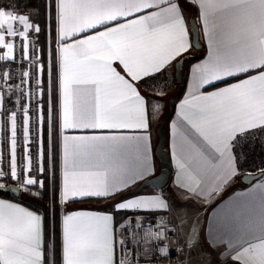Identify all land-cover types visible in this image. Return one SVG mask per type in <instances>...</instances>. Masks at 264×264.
Returning a JSON list of instances; mask_svg holds the SVG:
<instances>
[{"label": "snow or ice", "instance_id": "obj_1", "mask_svg": "<svg viewBox=\"0 0 264 264\" xmlns=\"http://www.w3.org/2000/svg\"><path fill=\"white\" fill-rule=\"evenodd\" d=\"M193 9L207 54L171 123V155L183 198L207 202L244 175L257 144L264 149V0H0V115L10 132L0 178L22 195L50 189L64 208L57 244L44 215L0 199V264H140L133 243L167 256L173 236L184 241V264H264V183L228 206L224 237L203 241L169 197L129 191L153 175L152 122L168 70L195 48ZM42 31L52 37L47 63ZM12 96L15 110L5 106ZM90 200L112 203L73 207Z\"/></svg>", "mask_w": 264, "mask_h": 264}, {"label": "crops", "instance_id": "obj_2", "mask_svg": "<svg viewBox=\"0 0 264 264\" xmlns=\"http://www.w3.org/2000/svg\"><path fill=\"white\" fill-rule=\"evenodd\" d=\"M20 10L23 11V9H20ZM192 14H193L192 10H190L187 13L189 20H190V23H189L190 37H193V28H192V21H191ZM195 23L198 26L199 40L202 45V48L200 50L193 48L187 54L190 57L185 60L184 65H183L182 84H177V82H175L176 81V78H175L176 68L173 67L168 70L167 80H166L167 94L162 97L161 111L153 119L152 128H151V140H152L151 155H152V162L154 165V172L151 177H153L156 174H158V172L160 171V165L155 156V149L158 144L157 128L162 119L166 120L167 135H168L166 152L168 151L167 154L169 156L170 163L173 169L170 182L165 188L158 189L154 187H148V188L143 189L139 193H135V194L138 196H149V195L162 193L164 196L169 197L170 200L173 202L174 208H179L187 212L188 215L192 218L193 222L198 221V227L200 229V238H201V241H203L205 235H208L209 237H211L212 234H216L218 237H221V238L224 237V233L226 231V222L224 220V214L228 211V206L231 204V202L236 198L238 194L249 191L250 189L254 188L255 185L257 184L264 183V177H261L258 180H255L251 184H243L241 182V178H239L238 180L234 181L232 184L224 188V190L221 191L218 195L213 196L207 202H205L203 198L184 199L182 196V193L177 190L176 181L178 179H183V177L179 175V169L176 167V164L173 161L172 155H171L172 143H173L172 133H171V123L173 120L177 119L176 112L180 104V101L187 95L189 91V85L191 82V67L194 64L201 62L202 59L207 54V48H206V44L203 38V33H202L200 23L198 20L195 21ZM4 51L6 52L7 50L5 49ZM193 58L194 60H192ZM172 81L174 82L173 84H172ZM233 82L234 81L232 80L228 81V83H233ZM223 86H224L223 84L218 85V87H223ZM174 90L176 92L175 94H174ZM207 90L212 91L213 89L209 88ZM143 91L148 92L151 95H157V96L159 95L158 90L156 92H152L150 89H143ZM248 173H251V172H248ZM139 184H137L133 188L137 187ZM20 197H22L23 199H26V197H24L22 193ZM0 199H5L10 202L17 203L21 207H24L28 209L29 211L36 212L37 214L44 215L46 217V214L42 210L36 209L30 206L29 204L19 199H16L14 196L8 197V196L0 195ZM117 199H120V197H117ZM111 203H112L111 201L90 200V201L85 202L82 205H73V207L105 209V208H108ZM63 215H64V208L61 207V211L59 214L60 221L62 220ZM47 222H49L50 224V219L47 218ZM178 239H179V247H182L184 241L182 238L177 236V240ZM222 247H226V245ZM182 256H183V261H185L187 257V252L185 251L184 253H182ZM192 256L193 258H196L195 251L192 253ZM214 259H217L215 255H214Z\"/></svg>", "mask_w": 264, "mask_h": 264}, {"label": "water", "instance_id": "obj_3", "mask_svg": "<svg viewBox=\"0 0 264 264\" xmlns=\"http://www.w3.org/2000/svg\"><path fill=\"white\" fill-rule=\"evenodd\" d=\"M192 28H193V37H195L193 43H195V48L197 50H200L202 48V45L199 40L198 26L195 22H192ZM189 57L190 56L187 55L186 58L183 59L180 62V64L175 67L176 68L175 78L177 84H182L183 82V65L185 60ZM165 125H166V120L162 119L157 128L158 144L155 149V156L159 162L160 171L155 176L150 177L146 183L141 182L137 187L131 189L130 192L139 193L140 191L148 187L162 189L169 184L173 169L170 163L169 156L166 152L168 138L166 134ZM259 173L260 171L255 173H245L241 177V182L243 184H251L255 180H258L259 178L262 177ZM4 184H5V188L0 191L5 193H10L15 198H19L21 196V191L17 189L16 183H4Z\"/></svg>", "mask_w": 264, "mask_h": 264}, {"label": "built area", "instance_id": "obj_4", "mask_svg": "<svg viewBox=\"0 0 264 264\" xmlns=\"http://www.w3.org/2000/svg\"><path fill=\"white\" fill-rule=\"evenodd\" d=\"M17 44V53L19 48V41H16ZM38 48H40V45L38 43ZM41 49V48H40ZM27 69V62H25V70ZM16 81L19 82V76L17 75L15 77ZM8 98L6 97V101ZM16 100V96L11 97V102H6V107L10 110H15L13 107ZM0 157H3V159H0V165H2L5 170L8 168V160L7 157L9 155L8 152V144L9 141L7 137L10 135V132L8 131V128L5 126V117L1 115L0 117ZM18 144L20 142V135H19V122H18ZM23 154V149L18 146L17 148V160L18 164L20 162V158ZM5 183H16L15 181L10 180L8 177H5ZM35 191V189H34ZM151 215V214H148ZM158 217L153 216L151 223L154 224L155 220ZM144 223L148 225L150 222L148 220H145ZM153 230H155L153 228ZM133 233H128L129 240L132 239ZM133 248L139 247V253L138 260L140 261V264H182V258H181V252L179 250V246L177 245V236L172 237L171 244L169 246V254L167 256H162L158 249L153 248V245L151 243L144 244L140 243L139 246L136 243L132 244Z\"/></svg>", "mask_w": 264, "mask_h": 264}, {"label": "trees", "instance_id": "obj_5", "mask_svg": "<svg viewBox=\"0 0 264 264\" xmlns=\"http://www.w3.org/2000/svg\"><path fill=\"white\" fill-rule=\"evenodd\" d=\"M20 4L23 5L25 3H27L30 7H35V6H39L42 4V0H19ZM23 9V7L21 8ZM42 9H41V13H42ZM194 15V13L192 14V16ZM40 19V25L43 29L44 27V17L43 14H41V16L39 17ZM40 48L44 49V56H43V60L45 63H47V52L50 49V47H52V37H46L45 33L42 31L39 35V41H38ZM200 57V56H199ZM197 59V58H195ZM194 60V58L192 59ZM176 82V81H175ZM47 100V97H45V101ZM167 125H165L166 128V134H167ZM168 137V135H167ZM166 150H167V146H166ZM168 152V151H167ZM252 158H256L260 161H255V160H251ZM264 166V149H262L259 144L256 145L255 150L249 155L248 161L247 163L244 165L243 168V172L248 173H255V172H259L260 168ZM241 178V177H240ZM51 182L49 181V184ZM57 183H59V177L57 179ZM49 190H46L45 192H43V196L41 197V201L42 203H40L39 201H33L30 202L29 200L23 199L22 197L16 198L19 199L27 204H29L30 206L36 208V209H40L42 207L46 206L47 200L49 198ZM0 195H4V196H8V197H12L13 195L10 193H5L0 191ZM47 214H46V229L51 228V227H55V231H56V239H57V244H59V236H60V218H59V213L57 212L56 215H54L53 217V225L51 226L49 224V222H47Z\"/></svg>", "mask_w": 264, "mask_h": 264}, {"label": "rangeland", "instance_id": "obj_6", "mask_svg": "<svg viewBox=\"0 0 264 264\" xmlns=\"http://www.w3.org/2000/svg\"><path fill=\"white\" fill-rule=\"evenodd\" d=\"M29 9H25L23 8V11H28ZM195 11L192 10V13H194ZM34 19H38V21H40L39 17L36 18L34 17ZM40 23V22H39ZM50 39V37H49ZM43 59V57H42ZM174 82L172 81V84ZM173 92V91H172ZM175 90H174V94H175ZM1 117V115H0ZM1 120V119H0ZM251 160H255V161H260L256 158H252ZM5 178H0V183H5ZM24 197H26V200H29L30 202H33V201H39L40 203H42L41 201V197L43 196V192L41 193L40 196H34V195H30V194H23ZM41 210L47 214V218L50 219V225L52 226L53 225V217L54 215H56V213L58 212L60 214V211H61V207H54V203H53V195L51 193V191H49V198L47 200V203H46V206L45 207H42ZM181 258H182V264H184V261H183V256H182V253H181ZM213 260L214 259V255L212 257Z\"/></svg>", "mask_w": 264, "mask_h": 264}]
</instances>
